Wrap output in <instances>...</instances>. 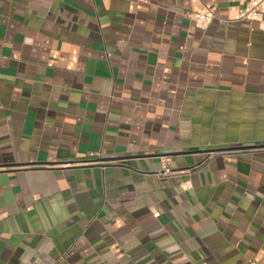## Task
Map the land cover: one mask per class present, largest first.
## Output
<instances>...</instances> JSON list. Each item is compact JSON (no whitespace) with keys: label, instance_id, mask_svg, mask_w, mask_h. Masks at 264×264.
<instances>
[{"label":"crops","instance_id":"obj_1","mask_svg":"<svg viewBox=\"0 0 264 264\" xmlns=\"http://www.w3.org/2000/svg\"><path fill=\"white\" fill-rule=\"evenodd\" d=\"M249 1L0 0V264H264Z\"/></svg>","mask_w":264,"mask_h":264},{"label":"built area","instance_id":"obj_2","mask_svg":"<svg viewBox=\"0 0 264 264\" xmlns=\"http://www.w3.org/2000/svg\"><path fill=\"white\" fill-rule=\"evenodd\" d=\"M186 16L194 22L197 28L201 30L207 29L212 24V22L217 19V16L213 11H207L205 13L187 12ZM238 20L257 23L259 29L264 32V0H250L244 9L240 11ZM161 163L162 166L159 171L160 176L168 177L175 174L169 157H162ZM191 187L192 184L190 181L182 185L184 190H189Z\"/></svg>","mask_w":264,"mask_h":264}]
</instances>
